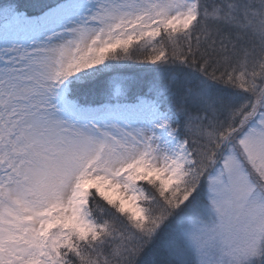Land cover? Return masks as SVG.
<instances>
[{
	"label": "snow or ice",
	"instance_id": "obj_1",
	"mask_svg": "<svg viewBox=\"0 0 264 264\" xmlns=\"http://www.w3.org/2000/svg\"><path fill=\"white\" fill-rule=\"evenodd\" d=\"M0 264H264V0H0Z\"/></svg>",
	"mask_w": 264,
	"mask_h": 264
}]
</instances>
